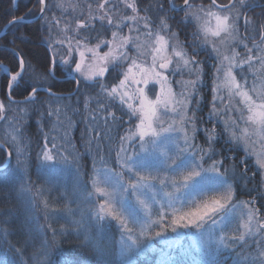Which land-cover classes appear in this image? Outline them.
<instances>
[{
    "label": "snow or ice",
    "instance_id": "6c2138e0",
    "mask_svg": "<svg viewBox=\"0 0 264 264\" xmlns=\"http://www.w3.org/2000/svg\"><path fill=\"white\" fill-rule=\"evenodd\" d=\"M36 5L38 14L29 9L25 15L14 17L9 27L27 18L44 22L47 35L43 39L49 50L46 71L28 63L14 47L9 51L16 57L15 69L0 64L6 77L7 99V104L0 100V122L12 129L0 139V149L5 151L8 162L15 154L16 167L11 172L18 174L20 191L29 194L32 207L37 205L28 171L31 145L13 121L17 110L27 114L29 107L38 103L37 93L41 90L50 98L63 99L52 90L60 66L78 87L83 80L99 89L95 97L85 100V107L95 99L105 125L111 117L112 123H126L127 127L112 153L118 170L106 167L103 181L95 162L87 181L80 178L77 170L83 207L81 202L68 201L66 196L63 209L42 201L47 222L41 225L39 218L33 216L27 222L30 226L26 227L20 246L10 245L19 264H52L51 253L60 247L57 236L81 239V247L91 249L100 264H136L132 257L139 250L169 233L182 236L184 229L199 235L205 255L208 247H214L217 256L226 250L239 251L248 243L246 237L264 234V214L255 198L242 201L237 194L245 180L251 179L246 176V161L253 157L264 179V21L254 22L247 15L256 6L254 0H169L167 9L159 0L155 6L144 8L137 0H95V8L85 5L87 12L81 11L78 16L74 15L78 9L67 0H52L51 4L49 0H36ZM172 21L185 32L184 41L173 30ZM241 27L245 33L258 28L259 43L255 35L242 34ZM189 28L191 43L187 41ZM248 40L252 41L251 47L245 42ZM238 47L243 48V54L237 51ZM202 53L214 60L210 72H205L206 63L197 59ZM256 65L259 87L257 72L253 71ZM204 87L210 95L206 104ZM14 91L24 99L15 100ZM202 104L208 108L207 121H215L221 126L220 131L215 125L210 129L199 126ZM113 107L122 115L110 110ZM60 113V108L47 105V116L62 123ZM65 118L71 125V118ZM89 119L95 121L97 117L90 114ZM200 132L204 133V145L198 142ZM220 139L231 145L232 151L243 154L239 164L244 172L225 168V161L217 158L215 144ZM55 140L46 137L38 154L40 171L49 176L69 162L67 149ZM257 144L259 152L255 151ZM92 145L89 138L86 151L90 152ZM100 151L97 144V159L107 165L108 160ZM72 159L75 161L76 157ZM232 159L235 161L236 157ZM7 176L5 172L0 180ZM71 203H77L76 210L70 207ZM237 211L240 218L233 231L213 237V226L223 224ZM77 213L78 220L69 218V214ZM57 219L67 220L71 228L53 227ZM113 221L121 233L118 260L100 249L90 234L96 225ZM0 234L6 238L10 233L0 229ZM165 243L171 248L180 241ZM243 262L264 264V249L258 248L255 257H243ZM64 264L73 262L66 260ZM202 264H219V260Z\"/></svg>",
    "mask_w": 264,
    "mask_h": 264
},
{
    "label": "trees",
    "instance_id": "16d2710c",
    "mask_svg": "<svg viewBox=\"0 0 264 264\" xmlns=\"http://www.w3.org/2000/svg\"><path fill=\"white\" fill-rule=\"evenodd\" d=\"M52 0H49L51 4ZM167 9L169 6V0H159ZM177 3H182V0H176ZM197 2H205L208 0H197ZM218 3H228V0H217ZM67 3L72 4L78 9L74 15H79V12H87L85 5L91 4L95 8V0H67ZM138 5L141 8L147 7L149 4L156 5L157 0H137ZM255 7L250 11H247L249 19L254 22L264 21V0H254ZM32 9L35 13H39V6L36 5V0H0V34L3 29L9 24V22L17 16L25 15ZM57 16H60L59 11L53 10ZM120 14H124L121 10ZM143 14V13H141ZM174 16H178L176 13H172ZM51 17V14H49ZM43 21L39 19L27 18L23 23L8 27L5 34L0 38V64L6 65L15 69L16 57L12 54L10 49L13 47L19 55H22L25 60L38 68L41 72H45V63L48 60L49 50L44 42V36L47 35ZM173 30L180 33V40H185V32L176 25L174 21ZM99 27V25H97ZM187 35V41L192 42L191 29L189 28ZM240 32L244 35L256 36V43H259V29L252 31L250 28L247 33L244 32L241 27ZM239 38V37H238ZM14 41L13 43H10ZM252 46V41H245ZM191 51V49H189ZM237 51L243 54V48L238 47ZM197 59L206 63L205 72H210L211 65L214 60L209 58L206 54L202 53ZM259 65H256V68ZM255 70V69H254ZM179 78V77H177ZM188 77H185L187 79ZM6 77L3 72L0 71V100L5 101V83ZM107 79V78H106ZM259 80V79H257ZM55 87L52 89L63 99L56 100L50 98L42 90L37 93L38 103L29 107L27 114L17 110L15 115L17 117L14 120V124L20 127L24 137L30 142V157L28 161L29 177L33 184L32 195L35 197L34 203L37 207H32V201L29 200V194L22 193L20 191V182L17 179V175H13L11 169L16 167L15 154L10 162L7 161L5 151L0 149V176L5 172H8V176L0 180V229L7 230L10 233L6 238L0 234V264H19V257L12 251L10 245H16L17 247L25 239L24 232L26 227H29L28 221L33 217L39 218L41 225L45 224V213L43 212V200H47L50 205L63 209L65 196L68 201L81 202L83 207L82 197L83 191L79 180L77 179L76 172L79 170L80 178L87 181L93 173L92 164L95 162L96 168L99 170V178L101 181L104 179V169L106 167L117 169V165L114 163V150L119 142V136L124 134V129L127 124L112 123L111 117H108V124L105 125L104 121L100 119V113L97 110L95 99H93L88 107H85V100L91 96L95 97L99 91L98 88L91 85L90 82L81 80L79 87L67 75L63 66H60L55 74ZM13 98L17 101H22L24 97L14 91L12 93ZM204 97V104L210 100L209 89L204 87L202 90ZM227 103V101H225ZM235 103V102H234ZM51 104L54 108H60V122L55 120V117L47 116V105ZM201 105V111L198 113L200 117V127L212 128L214 125L217 131H220V125L215 121H207L208 108ZM21 107H23L21 105ZM110 110L116 111L117 116H121L122 112L113 107ZM94 115L97 117L95 121L89 119V116ZM104 115H107L104 113ZM65 116L71 118V125ZM123 119L127 121V116ZM20 121H23L21 126ZM39 122V124H38ZM55 125V128H53ZM7 125L0 122V139L7 136L4 133V129ZM65 133H67L65 135ZM51 141L52 137H55L56 144L64 145L67 149L66 154L69 156V162L61 165L50 176L40 171V160L38 154L43 148V141L45 138ZM91 138L93 145L91 151H86L85 145L87 140ZM70 142V143H69ZM198 142L204 145V133H198ZM99 144L100 155L105 156L108 160L107 165L100 163L97 159L96 145ZM74 146V147H73ZM206 146V145H205ZM215 150L218 154L217 158H221L225 161L224 167L230 170H235L237 173L244 172V168L240 167L239 161L243 159L241 152L232 151L231 145L225 143L224 139H220L215 144ZM255 151L259 152L260 147L257 144ZM79 153V155H78ZM107 154V155H106ZM76 157L73 161L72 157ZM233 157L236 160L233 161ZM255 158L246 161V176L250 177V180H245L244 185L238 189V197L240 200H250L255 198V203L261 210V214H264V199L261 198V194L264 193V179L257 171V166L254 163ZM118 170V169H117ZM223 170V169H222ZM103 186V185H102ZM39 190V191H37ZM70 207L74 210L77 209V203H71ZM70 219L78 220L79 214L72 216L69 214ZM255 226V221L253 222ZM55 228H71V225L65 219H57L53 222ZM255 230V227H254ZM226 233V230L219 229L216 236ZM94 237V243L102 250L109 252L110 257L119 259L118 253L121 247V233L119 226L116 222H105L96 225L91 229L90 233ZM257 238L258 236H253ZM264 241V234L259 236ZM248 242L250 237L246 238ZM57 240L60 242L58 250L51 253L52 264H64L66 260H70L73 264H100V258L94 255L91 249H84L81 247L82 240L76 236H57ZM165 240L175 241V234L169 233L168 237L157 238L152 241L150 247H145L133 255L132 259L136 264H163L161 263L162 249L167 247ZM231 248H237V245H230ZM262 249H264V243H262ZM38 250V249H37ZM250 253L246 252V249L241 251H224L223 255L217 256L215 249L210 254V260H219V264H244L243 257L252 256L255 257L257 250L254 245L247 247ZM245 254V255H244ZM202 256L197 258H190L189 251L177 255V259L169 262L168 264H202Z\"/></svg>",
    "mask_w": 264,
    "mask_h": 264
},
{
    "label": "rangeland",
    "instance_id": "374dc122",
    "mask_svg": "<svg viewBox=\"0 0 264 264\" xmlns=\"http://www.w3.org/2000/svg\"><path fill=\"white\" fill-rule=\"evenodd\" d=\"M123 12H124V10H123ZM121 15H123V14H121ZM254 69H253V71L257 72L258 79H259V67H257V68L255 67ZM249 80L251 82V76H249ZM256 83H257V87H259V80H257ZM234 102L236 103L235 99L233 100V103ZM3 131H4V133L7 134V132H11L12 129L7 126ZM255 149H256V147H255ZM169 191H171V189H169ZM239 218H240L239 217V211H237V213L234 216L226 219L223 222V224L213 226L212 236L217 237L216 233H218L219 229L221 230L223 228L226 230V233H231L233 231L235 225H236L237 219H239ZM181 232L183 233L182 236L180 234H175V240L180 241L178 246H174L171 248H169L167 246L165 249H162L160 257H161V260H163V261L161 263L168 264L169 262L176 260L177 255L179 256L181 253H185L188 251H189L190 258H193V257L197 258V256H202L203 260H205V261L211 259L210 254L212 252H214V247H208V249H207L208 255H205L204 254L205 249L202 246V242H201V239H200L198 234H196L193 230H188V229L181 230ZM249 237H250V241L243 248H240L241 251L246 249V252L250 253V251L247 250V247H249L251 244L254 245L255 250H257L258 248L262 249V239L259 236L257 238H255L253 236H249ZM237 248H238V246H237ZM214 254H215V252H214Z\"/></svg>",
    "mask_w": 264,
    "mask_h": 264
},
{
    "label": "water",
    "instance_id": "95a60500",
    "mask_svg": "<svg viewBox=\"0 0 264 264\" xmlns=\"http://www.w3.org/2000/svg\"><path fill=\"white\" fill-rule=\"evenodd\" d=\"M8 27H9V24L3 29L2 33L0 34V38L5 34Z\"/></svg>",
    "mask_w": 264,
    "mask_h": 264
}]
</instances>
